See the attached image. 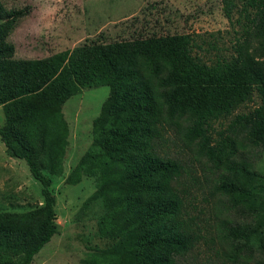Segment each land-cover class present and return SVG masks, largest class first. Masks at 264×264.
I'll use <instances>...</instances> for the list:
<instances>
[{"label":"rangeland","instance_id":"1","mask_svg":"<svg viewBox=\"0 0 264 264\" xmlns=\"http://www.w3.org/2000/svg\"><path fill=\"white\" fill-rule=\"evenodd\" d=\"M241 3L0 0L2 18L10 11L21 13L11 24L0 19V39L12 46L11 56L0 59V126L11 123L27 107L52 103L68 133L61 172L52 175L42 169L51 178L56 234L31 264L123 263L112 259L119 255L113 251L117 240L102 235L96 218L99 204L89 203L96 191L95 179L76 173L92 144L93 122L111 85L129 76L128 61L134 54L168 60L173 67L171 82L178 85H232ZM254 105L247 103L239 111ZM53 107L42 108L41 119L35 118L22 133L39 130L42 118L54 120ZM226 125L227 120L221 119L213 130ZM235 140L238 151L232 160H248L253 171L264 176V148L246 145L242 135ZM187 143L180 132L168 143L170 154L187 165L179 179L183 215L197 235L183 264H264V253L257 245L247 252L237 249L238 240L228 231L233 226L254 228L260 222L257 212L251 215L244 204L219 188L220 181L230 179L233 172L200 156L196 145ZM43 205L40 183L24 161L7 155L0 140V214L36 212L39 217ZM87 206L90 211L83 210ZM17 249L13 242L1 243L0 264H15Z\"/></svg>","mask_w":264,"mask_h":264},{"label":"trees","instance_id":"2","mask_svg":"<svg viewBox=\"0 0 264 264\" xmlns=\"http://www.w3.org/2000/svg\"><path fill=\"white\" fill-rule=\"evenodd\" d=\"M8 13L6 18L0 16L6 24L21 15ZM11 50L0 39V59L10 57ZM128 63L131 72L111 85L93 122L92 144L76 168L77 174L95 179L96 191L89 203L99 204L96 218L102 235L117 240L113 251L120 258L114 255L113 261L183 264L194 247L197 235L183 215L179 180L187 165L171 155L168 146L178 132L188 146L196 145L200 156L233 172L219 188L244 204L251 215L257 212L260 222L254 228L233 226L228 231L238 240L237 249L247 252L257 245L264 253V176L253 171L248 160H232L239 135L246 145L264 148V0H242L232 85L175 84L173 67L163 57L134 54ZM254 102L247 111H239ZM47 107H53L54 120L42 118L39 130L22 133L35 118L41 119L39 111ZM57 109L52 103L27 107L11 123L0 126L5 152L26 163L44 199L39 217L36 212L0 214V244L18 245L15 264H31L56 234L51 178L42 169L52 175L61 172L68 133ZM221 119L227 120L226 127L213 130Z\"/></svg>","mask_w":264,"mask_h":264}]
</instances>
